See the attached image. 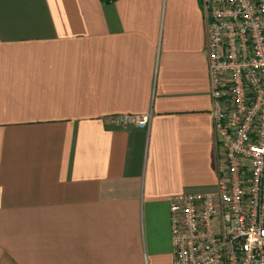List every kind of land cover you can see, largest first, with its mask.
<instances>
[{
    "label": "crops",
    "instance_id": "crops-1",
    "mask_svg": "<svg viewBox=\"0 0 264 264\" xmlns=\"http://www.w3.org/2000/svg\"><path fill=\"white\" fill-rule=\"evenodd\" d=\"M206 44L201 0H0V264H172L221 165Z\"/></svg>",
    "mask_w": 264,
    "mask_h": 264
},
{
    "label": "built area",
    "instance_id": "built-area-1",
    "mask_svg": "<svg viewBox=\"0 0 264 264\" xmlns=\"http://www.w3.org/2000/svg\"><path fill=\"white\" fill-rule=\"evenodd\" d=\"M201 2L221 165L215 193L169 199L172 264H264V0ZM109 121L143 130L150 115Z\"/></svg>",
    "mask_w": 264,
    "mask_h": 264
}]
</instances>
